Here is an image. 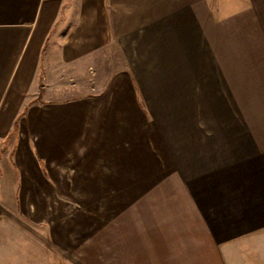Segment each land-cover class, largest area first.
<instances>
[{"label":"crops","instance_id":"1","mask_svg":"<svg viewBox=\"0 0 264 264\" xmlns=\"http://www.w3.org/2000/svg\"><path fill=\"white\" fill-rule=\"evenodd\" d=\"M104 1L49 39L64 0H0V130L28 108L60 143L44 175L10 155L30 189L96 192L87 226L21 216L18 171L0 264H264V0Z\"/></svg>","mask_w":264,"mask_h":264},{"label":"rangeland","instance_id":"2","mask_svg":"<svg viewBox=\"0 0 264 264\" xmlns=\"http://www.w3.org/2000/svg\"><path fill=\"white\" fill-rule=\"evenodd\" d=\"M63 4H65V6L67 5V8L69 10H67V13L64 10L61 15L60 13L59 14L56 13L52 21L53 28L51 30L48 29L46 31V35L49 33L48 35L49 39L58 38L60 37L61 34L65 35L66 32H68V27H72L74 25V22L76 21V15L74 14L76 13V10H74V5H73L74 0H64ZM101 5H102V2H101ZM106 5H107V0L104 1L103 6H106ZM79 11H80V8H79ZM100 64H102V61L100 62ZM32 88L34 89L38 88L36 82H34L31 89ZM42 96L43 94L41 95L39 100H42ZM29 98L27 97L26 99H29ZM22 104L23 103H21L20 106ZM27 109L25 110L24 113L23 111H21V109L17 111L14 110L13 111L14 114L11 117L9 124L5 125L3 130H0V166H1L2 174L5 175L4 184H2L0 191L5 194V197H7L8 199H11L10 201L7 202V205H8L7 207L9 208H12V203H14L13 204L14 206L17 205L16 200L14 202V194L16 196L14 188L16 186L15 179L16 177H18L15 175H17L19 171L18 169L19 166L18 167L16 166L17 161H15V158H13V156L11 157L12 154L10 155V152L14 150H18L19 155H20V160H19L20 165L21 167L22 166L25 167L27 165L26 161H28V159H29V165L32 163L33 157L29 155L30 153L28 151V144H31V148H30L32 151L31 153L34 157H37V161H38L37 164H39L40 170L42 171L44 175V169H45L46 163H45V158H41V156L37 153L39 151V148H42V151H44L43 154H45L46 149L50 148V152H52L56 156H58L57 152L60 149L59 141L53 142L52 149H51V146L47 142H44L45 136L43 134V131L37 132V130L41 129V126H38L36 128L34 125L29 127V125L23 124L24 123L23 121H25L27 118L26 117L28 113ZM19 111H20L19 120L16 121V126L13 130V133L8 136V131L11 128V124L14 120L15 114H17V112ZM33 131L35 132V134H33ZM18 139H19V142H18ZM29 139H30V142H29ZM28 155H29V158H28ZM9 169L15 170L16 174H13V175L9 174L8 173V171H10ZM156 178L157 176L155 177L153 182L157 181ZM18 180H19V187H20L19 189V196H20L19 214L21 216H23L24 214H30V213H33L36 215H39V214L43 215L44 213H60V211H62L72 216L77 214L79 217L78 219L79 220L81 219V221H79L76 224H83L84 226L91 224V222L88 221V219H90L89 217L94 212V208L96 209V207H94L95 205H93V200H92L96 192L91 189H86L87 185L84 186L86 188L83 187L81 189H67V190L65 189L48 190V189H42V188L41 189H30L28 188L29 187L28 180L26 179L22 171H19ZM136 192H139V190H137ZM147 193H149L148 196L154 195L153 197H155L156 195L159 196L162 193V190H158V188L156 189L153 188L151 190H148ZM104 194H106L105 191L104 192L100 191V194L98 196H101ZM11 196H13V198H11ZM53 201L57 202L55 204L57 209L53 208L55 206L54 205L52 208H50L51 211L47 212L48 211L47 207L50 205L49 203L54 204ZM14 206L13 208H15ZM15 213H17L16 208H15ZM35 224H39V222H36ZM76 224L74 223L72 228L69 227V230L70 229L74 230L77 227ZM89 233L85 232L83 234V237H86Z\"/></svg>","mask_w":264,"mask_h":264},{"label":"trees","instance_id":"3","mask_svg":"<svg viewBox=\"0 0 264 264\" xmlns=\"http://www.w3.org/2000/svg\"><path fill=\"white\" fill-rule=\"evenodd\" d=\"M42 93L39 95V97H41Z\"/></svg>","mask_w":264,"mask_h":264}]
</instances>
